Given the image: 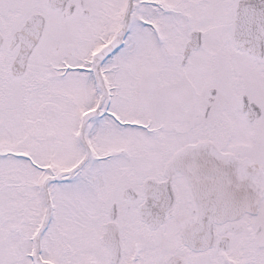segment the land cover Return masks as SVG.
Returning <instances> with one entry per match:
<instances>
[{
	"label": "snow or ice",
	"instance_id": "6c2138e0",
	"mask_svg": "<svg viewBox=\"0 0 264 264\" xmlns=\"http://www.w3.org/2000/svg\"><path fill=\"white\" fill-rule=\"evenodd\" d=\"M0 264H264V0H0Z\"/></svg>",
	"mask_w": 264,
	"mask_h": 264
}]
</instances>
